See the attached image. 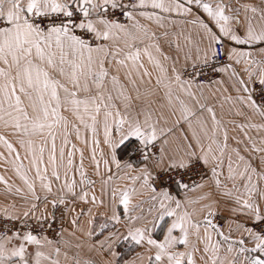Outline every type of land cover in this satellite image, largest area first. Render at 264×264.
Instances as JSON below:
<instances>
[{
	"label": "snow or ice",
	"instance_id": "6c2138e0",
	"mask_svg": "<svg viewBox=\"0 0 264 264\" xmlns=\"http://www.w3.org/2000/svg\"><path fill=\"white\" fill-rule=\"evenodd\" d=\"M0 128V264H264V0H0Z\"/></svg>",
	"mask_w": 264,
	"mask_h": 264
},
{
	"label": "crops",
	"instance_id": "0c3cea01",
	"mask_svg": "<svg viewBox=\"0 0 264 264\" xmlns=\"http://www.w3.org/2000/svg\"><path fill=\"white\" fill-rule=\"evenodd\" d=\"M243 2H250V3H255L259 4L260 0H225V3H231L233 8H236L239 6L240 3ZM153 29L157 32L158 35L163 33L165 29H160L153 25ZM168 35L167 36H162L160 35V40L159 44L160 47L162 48L163 52L175 56L176 55V45L179 44L181 47H184L188 43V38L191 39V41L195 42L199 39L198 31L195 26L191 24H180L176 23L172 25L170 28L167 29ZM144 62L145 66L149 69V71L152 72V83L151 85H148L147 83L143 85L142 87H154L155 86V75L156 72L152 68V65L147 61V58L144 57ZM121 79H123V71L120 73ZM147 81V77L145 78ZM220 87L221 91L215 92V95H211L209 92H205V95L209 97L208 103L214 107L217 115V119L220 120L223 124L224 127L228 129L229 133V145L230 147L235 146L234 141L232 140L233 136L237 137H242V133L238 128L235 127V125L232 123L235 121V123H239L242 120V117L235 116L233 114L232 106L227 103L224 100V96L228 95V93L223 92V87H227V84L224 86H216ZM215 91V87L213 89ZM234 95V93H232ZM162 92L158 93L156 99L162 101ZM205 117H207V113L204 114ZM187 130V126L185 125L183 129H178L176 132L177 136L182 135L183 131ZM6 130L0 128V132H5ZM250 135L255 136L256 132L253 130L249 133ZM14 139L13 137H9ZM78 147H84V145L79 144L77 145ZM0 152L6 153V150L3 148L2 145H0ZM88 152L87 150L85 151V156L87 157ZM78 155H77V160H78ZM25 163H27L25 161ZM85 167L88 169L89 175H92L91 171V165L88 161V159H85ZM0 175H3L8 179L10 184H14L16 186H22V182L19 180V178L15 175L11 165H5L3 160H0ZM94 179H97V185H96V191L97 194L99 195L100 192V184H99V178L94 177ZM195 195V193L193 194ZM11 197H6L5 193V185L0 184V204L6 203V202H12ZM16 202L19 204V197H14ZM139 199V197L137 198ZM100 211H104V209H100ZM102 219V218H101ZM68 226V225H66ZM79 236V233L77 234ZM67 236V234H66ZM68 239L72 240L73 244H75L77 241L75 238L68 237ZM79 253V255L83 258H92V259H100L97 253L89 251V249L85 246L83 248L77 249L75 247L69 249L70 255L73 253Z\"/></svg>",
	"mask_w": 264,
	"mask_h": 264
},
{
	"label": "built area",
	"instance_id": "2783aa9c",
	"mask_svg": "<svg viewBox=\"0 0 264 264\" xmlns=\"http://www.w3.org/2000/svg\"><path fill=\"white\" fill-rule=\"evenodd\" d=\"M30 223H33V224H34L35 222H34V221H30ZM54 228H56V229L58 230V228H59V225H58V224H57V225H55V226H54ZM49 235H52V233H49Z\"/></svg>",
	"mask_w": 264,
	"mask_h": 264
}]
</instances>
